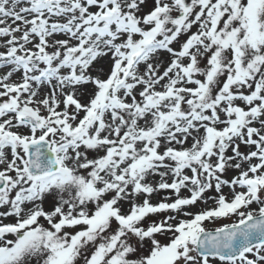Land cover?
I'll list each match as a JSON object with an SVG mask.
<instances>
[{
  "label": "snow or ice",
  "instance_id": "obj_1",
  "mask_svg": "<svg viewBox=\"0 0 264 264\" xmlns=\"http://www.w3.org/2000/svg\"><path fill=\"white\" fill-rule=\"evenodd\" d=\"M0 264H264V0H0Z\"/></svg>",
  "mask_w": 264,
  "mask_h": 264
}]
</instances>
